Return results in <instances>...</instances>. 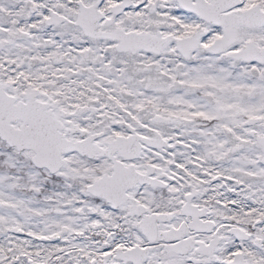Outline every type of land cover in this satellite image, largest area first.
I'll return each mask as SVG.
<instances>
[{
	"label": "snow or ice",
	"instance_id": "obj_1",
	"mask_svg": "<svg viewBox=\"0 0 264 264\" xmlns=\"http://www.w3.org/2000/svg\"><path fill=\"white\" fill-rule=\"evenodd\" d=\"M0 264H264V0H0Z\"/></svg>",
	"mask_w": 264,
	"mask_h": 264
}]
</instances>
